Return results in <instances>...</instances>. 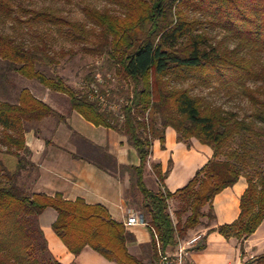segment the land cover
<instances>
[{
    "label": "trees",
    "instance_id": "16d2710c",
    "mask_svg": "<svg viewBox=\"0 0 264 264\" xmlns=\"http://www.w3.org/2000/svg\"><path fill=\"white\" fill-rule=\"evenodd\" d=\"M31 1L0 0V19L18 20L30 35L25 40L0 32V93L5 94L0 99V264H61L49 253L38 221L48 207L57 211L53 230L72 254L90 246L118 264H146L128 250L133 234L104 206L31 192L21 183L24 173H31L26 132H40L35 124L57 112L27 87L12 99L8 76L13 73L66 95L84 119L114 129L137 150L139 165L113 160L98 166L115 176L129 175L126 198L151 232V264L158 257L157 243L172 249L190 230L210 227L216 218L214 197L244 177L238 218L209 228L236 237L242 251L264 220V0H104L103 9L83 8L94 28ZM17 2L20 12L13 6ZM213 30L223 33L221 40L210 36ZM57 38L105 56L113 76L129 89L117 105L110 101L112 89H101L100 95L96 87L81 92L63 75L45 72L60 58L75 55L70 49L55 53ZM188 81L241 95L250 109L239 116L194 94L185 86ZM168 127L188 147L194 138L210 146L213 156L174 192L163 186L170 166L163 171L153 163L161 183L155 191L145 182L146 167L154 141L165 147ZM171 199L177 203L175 220ZM244 264H264V253Z\"/></svg>",
    "mask_w": 264,
    "mask_h": 264
},
{
    "label": "crops",
    "instance_id": "0c3cea01",
    "mask_svg": "<svg viewBox=\"0 0 264 264\" xmlns=\"http://www.w3.org/2000/svg\"><path fill=\"white\" fill-rule=\"evenodd\" d=\"M33 92V89H31ZM34 94L48 103L57 114L43 119L40 132L29 130L25 134L28 158L31 162L30 187L32 192L54 196L61 194L64 199H82L88 204L104 206L111 217L124 223L127 216L137 210L128 203L126 190L130 177L113 175L98 166V163L118 165H139L137 150L129 145L126 137L112 128L96 126L73 110L64 94L47 88L37 89ZM34 93V92H33ZM177 132L168 127L165 134V147L155 140L152 154L147 163L145 182L152 190H159L161 183L152 170L153 163H159L162 170L169 166V158L174 156L172 168L164 181V187L174 192L184 186L213 156L210 146L192 139L191 146L180 142ZM171 148V149H170ZM247 188L241 177L234 185L218 193L213 200L215 220L210 227L199 226L189 231V236L198 233L203 238L189 249V258L196 264H244L264 253V220L243 244L234 236L226 237L209 228L233 223L240 214V198ZM175 201L171 199L169 203ZM54 208H46L38 217L49 253L61 264H118L86 246L78 254H72L53 230L57 219ZM134 240L127 243L131 254L151 264L154 251L150 247L152 239L149 228L135 225L127 228Z\"/></svg>",
    "mask_w": 264,
    "mask_h": 264
},
{
    "label": "rangeland",
    "instance_id": "374dc122",
    "mask_svg": "<svg viewBox=\"0 0 264 264\" xmlns=\"http://www.w3.org/2000/svg\"><path fill=\"white\" fill-rule=\"evenodd\" d=\"M33 6L42 7L48 6L56 10L58 13L66 16L67 18L83 23H87L89 28H94L95 25L89 22L86 18V15L83 11L85 5L89 4L91 6L98 7L103 9L108 6V4L104 0H32ZM22 5H28L27 2H24ZM15 11L19 10L18 2L14 5ZM110 6V5H109ZM20 12V10L18 11ZM17 14V12H13V15ZM22 13V12H21ZM0 32L3 33H12L20 38L25 40L30 39V35H28V28L18 20L13 19H0ZM223 33L219 30H213L211 32V37L215 38V40L219 41L222 39ZM82 44L73 43L71 41L57 38L54 42L53 51L55 53H59V50H73L75 51L74 56L66 55L65 57L60 58V64L58 66L47 68L45 72L48 75H54L55 73L61 74L67 80V82L72 85L75 89L81 92H85L90 88L96 87L100 90H110L111 93V103L116 104V99L121 97L120 95H125L127 93L128 86L118 81L114 76L112 71L109 69V65L105 59V56L94 55L86 52L82 48ZM3 70L5 68L4 63L1 64ZM96 81L91 80L92 78ZM8 87H10L9 93L12 96V99L16 98L19 90L21 88L27 87L29 89H33L34 94H37V89H44L45 87L35 80H30L27 78H22L17 74H10L9 76ZM14 86L12 89L11 86ZM251 86H257V84L250 83ZM185 86L191 88L194 94L202 95L207 98L210 102L214 104L222 105L227 110H231L237 112L239 116H243L250 109V104L246 98L241 95H237L236 93H228L226 89H220L216 86L207 88L199 86L193 82L188 81L185 83ZM123 88V90H122ZM4 91V90H3ZM1 92V90H0ZM56 94V93H55ZM64 98L66 101L69 98L65 95ZM0 99H5V94L0 93ZM105 99V98H103ZM41 123H36L35 125L40 129ZM1 135V133H0ZM171 149V148H170ZM169 166L170 171L172 168V162L174 161V156L169 158ZM173 161H172V160ZM171 163V164H170ZM168 166V167H169ZM200 169V168H199ZM31 173H24L21 183L28 188L29 191L32 192L30 187V179ZM177 206V203L172 201L169 203V210L174 216V210ZM175 217V216H174ZM185 218V215H184ZM206 220V219H205Z\"/></svg>",
    "mask_w": 264,
    "mask_h": 264
},
{
    "label": "built area",
    "instance_id": "2783aa9c",
    "mask_svg": "<svg viewBox=\"0 0 264 264\" xmlns=\"http://www.w3.org/2000/svg\"><path fill=\"white\" fill-rule=\"evenodd\" d=\"M173 219L175 220L174 216ZM124 225L126 228L135 225L147 226V222L145 221L142 214L139 212H133L127 216L126 220L124 221ZM202 238L203 235L198 233L185 239H179L178 244L174 248L166 250H162L160 244L157 243L158 257L154 261V264H196L189 258V249L193 246H196L199 241L202 240Z\"/></svg>",
    "mask_w": 264,
    "mask_h": 264
}]
</instances>
